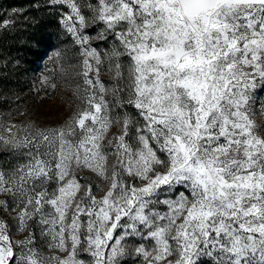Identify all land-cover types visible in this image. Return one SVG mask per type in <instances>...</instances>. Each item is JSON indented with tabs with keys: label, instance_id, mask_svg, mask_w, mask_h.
Returning a JSON list of instances; mask_svg holds the SVG:
<instances>
[{
	"label": "snow or ice",
	"instance_id": "snow-or-ice-1",
	"mask_svg": "<svg viewBox=\"0 0 264 264\" xmlns=\"http://www.w3.org/2000/svg\"><path fill=\"white\" fill-rule=\"evenodd\" d=\"M29 7L70 38L80 105L0 119V264H264V0Z\"/></svg>",
	"mask_w": 264,
	"mask_h": 264
},
{
	"label": "rangeland",
	"instance_id": "rangeland-1",
	"mask_svg": "<svg viewBox=\"0 0 264 264\" xmlns=\"http://www.w3.org/2000/svg\"><path fill=\"white\" fill-rule=\"evenodd\" d=\"M11 15L12 10L5 18ZM55 16L58 17L57 14ZM53 44L54 47L34 68L30 81L16 80L11 92L0 99V119L17 124L34 122L37 126L54 127L63 123L80 105L74 95L76 84L80 82L75 75L80 70L75 66L79 57L74 54L70 38L65 36L61 26L53 34ZM57 50L66 53L63 72L59 70L57 62L50 59ZM45 77L49 78L48 83H42ZM103 78L108 77L105 74ZM52 83L56 84L54 90ZM256 121L264 122V116L258 114Z\"/></svg>",
	"mask_w": 264,
	"mask_h": 264
},
{
	"label": "trees",
	"instance_id": "trees-1",
	"mask_svg": "<svg viewBox=\"0 0 264 264\" xmlns=\"http://www.w3.org/2000/svg\"><path fill=\"white\" fill-rule=\"evenodd\" d=\"M31 3L32 0H0V17L10 15L14 8L25 9L30 17L18 19L13 29L0 31V61L8 62L6 79L0 80V99L11 92L16 80L28 83L34 68L54 47L53 34L60 26L59 18L54 13L30 9Z\"/></svg>",
	"mask_w": 264,
	"mask_h": 264
}]
</instances>
